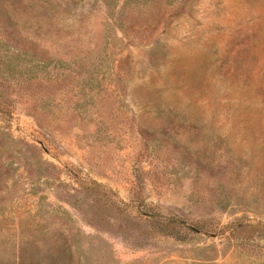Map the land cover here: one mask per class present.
I'll list each match as a JSON object with an SVG mask.
<instances>
[{"label": "rangeland", "instance_id": "rangeland-1", "mask_svg": "<svg viewBox=\"0 0 264 264\" xmlns=\"http://www.w3.org/2000/svg\"><path fill=\"white\" fill-rule=\"evenodd\" d=\"M0 264H264V0H0Z\"/></svg>", "mask_w": 264, "mask_h": 264}, {"label": "trees", "instance_id": "trees-1", "mask_svg": "<svg viewBox=\"0 0 264 264\" xmlns=\"http://www.w3.org/2000/svg\"><path fill=\"white\" fill-rule=\"evenodd\" d=\"M94 184L96 186L98 185L97 182H94ZM94 203L97 205H100V206L103 205L99 200V196H96L94 198ZM143 213L148 214V216L151 217V219L156 223V225L158 227H161L164 229H166V228L173 229L176 225H180V226L185 227L188 230L198 231L196 224H192L190 222H185L182 218H179L176 216L161 215V214H156L154 212H148V213L143 212ZM124 225H132V223H130L127 220L124 221L123 219H120V222L118 223L117 227L118 228L121 227V229H122V227Z\"/></svg>", "mask_w": 264, "mask_h": 264}]
</instances>
